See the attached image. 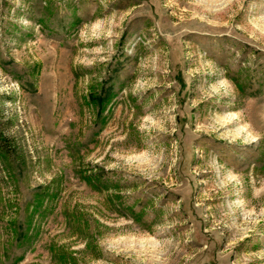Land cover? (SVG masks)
Listing matches in <instances>:
<instances>
[{
    "label": "rangeland",
    "instance_id": "obj_1",
    "mask_svg": "<svg viewBox=\"0 0 264 264\" xmlns=\"http://www.w3.org/2000/svg\"><path fill=\"white\" fill-rule=\"evenodd\" d=\"M0 264H264V0H0Z\"/></svg>",
    "mask_w": 264,
    "mask_h": 264
}]
</instances>
